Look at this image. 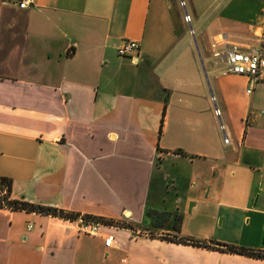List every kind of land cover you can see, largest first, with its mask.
Returning <instances> with one entry per match:
<instances>
[{"label": "crops", "instance_id": "1", "mask_svg": "<svg viewBox=\"0 0 264 264\" xmlns=\"http://www.w3.org/2000/svg\"><path fill=\"white\" fill-rule=\"evenodd\" d=\"M181 1L0 0L9 198L113 222L107 247L77 219L0 205V264H264L182 242L264 255V81L214 56L264 55L262 0ZM126 40L137 57L118 55Z\"/></svg>", "mask_w": 264, "mask_h": 264}, {"label": "built area", "instance_id": "2", "mask_svg": "<svg viewBox=\"0 0 264 264\" xmlns=\"http://www.w3.org/2000/svg\"><path fill=\"white\" fill-rule=\"evenodd\" d=\"M3 3H15L19 9H28L30 8L35 0H2ZM181 4L184 5V1H181ZM264 14V13H263ZM185 21L189 23L191 21V16L186 13ZM260 40L264 45V26L262 33L260 35ZM139 48L138 41L135 40H126L118 49L117 53L119 56H129L131 58L137 57L136 52ZM225 56V68L224 74H236L246 76L252 84H258L264 81V55L260 50L252 51H242L237 45L227 46L223 53L216 52L215 57L221 55ZM252 88L247 89V93H250ZM216 115H220L219 109H215ZM223 130V125H222ZM224 143H229V137L224 136ZM6 194V190L0 192V195L3 196ZM79 225V232L83 235L96 237L100 236L104 239V244L107 247H110L113 243V236L103 233L101 230L102 224L96 220L86 219L84 217L77 218Z\"/></svg>", "mask_w": 264, "mask_h": 264}, {"label": "trees", "instance_id": "3", "mask_svg": "<svg viewBox=\"0 0 264 264\" xmlns=\"http://www.w3.org/2000/svg\"><path fill=\"white\" fill-rule=\"evenodd\" d=\"M6 190V194L0 197V205L2 206H7L12 209H21V210H26V211H36V212H41V213H46L50 214L53 216H59L65 219H71L75 220L79 217V214L73 213V212H66L61 209H57L54 207H49V206H42V205H34L25 201H16V200H11L9 198V193L11 190V180L0 177V192ZM156 211L148 207L145 212L146 218H150L152 222L155 224L156 227H162L164 223L168 222L169 220V211L164 210V215L162 216H157ZM86 218L92 219V220H97V221H102L105 224H112V220L109 219H103L100 217H93L90 215H85ZM182 242L185 243H190L193 245H198V246H203L207 248H212V249H219V250H224V251H230V252H237L240 254H246L249 256H258V257H263L259 252L253 251V250H246L244 248H239L235 246H230L222 243H208L205 241H199V240H194V239H184Z\"/></svg>", "mask_w": 264, "mask_h": 264}, {"label": "rangeland", "instance_id": "4", "mask_svg": "<svg viewBox=\"0 0 264 264\" xmlns=\"http://www.w3.org/2000/svg\"><path fill=\"white\" fill-rule=\"evenodd\" d=\"M185 3L186 2H184V5L181 4V8L183 9V11H184V9H186V7H184L186 5ZM261 5H262V8H263L264 7V0H262Z\"/></svg>", "mask_w": 264, "mask_h": 264}, {"label": "water", "instance_id": "5", "mask_svg": "<svg viewBox=\"0 0 264 264\" xmlns=\"http://www.w3.org/2000/svg\"><path fill=\"white\" fill-rule=\"evenodd\" d=\"M145 223H147V221L145 220ZM263 244H264V241H263Z\"/></svg>", "mask_w": 264, "mask_h": 264}]
</instances>
